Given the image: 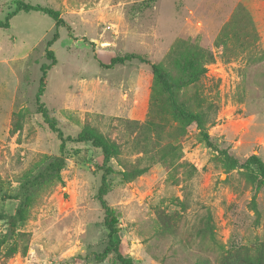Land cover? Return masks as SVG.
Wrapping results in <instances>:
<instances>
[{"label": "rangeland", "instance_id": "rangeland-1", "mask_svg": "<svg viewBox=\"0 0 264 264\" xmlns=\"http://www.w3.org/2000/svg\"><path fill=\"white\" fill-rule=\"evenodd\" d=\"M15 1L0 0L1 19ZM22 1L57 10L63 24L20 11L0 28V240L6 217L24 198L21 183L60 155L35 99L46 64L41 100L64 135L89 125L121 143L105 199L118 219L114 239L124 257L136 264H264V181L246 161L257 155L264 162V0ZM237 3L253 19L260 53L248 38L240 47L230 34L227 49L219 40ZM54 33L52 63L45 49ZM180 40L210 53L204 76L180 91V102L205 112L211 144L193 123L175 138L177 122L149 64L134 58L109 65L132 54L170 66ZM127 120L164 124L162 136L178 145L172 163L122 175L124 164L150 163L136 150L142 135ZM165 140L158 137V147ZM62 155L61 180L42 184L19 227L29 233L27 252L8 254L9 240L0 244V264H117L113 254L100 258L109 239L97 199L100 149L67 143Z\"/></svg>", "mask_w": 264, "mask_h": 264}, {"label": "trees", "instance_id": "trees-1", "mask_svg": "<svg viewBox=\"0 0 264 264\" xmlns=\"http://www.w3.org/2000/svg\"><path fill=\"white\" fill-rule=\"evenodd\" d=\"M24 11H39L49 17H51L56 26L63 24V20L57 10L49 7L33 5L22 0L15 1V7L12 12L8 13L4 19L0 18V28L9 27V19L17 12ZM233 29V30H232ZM230 34L237 38V43L240 47L245 43V39H251L252 48L255 52L260 50L257 48L258 34L253 22V19L241 3H237L233 9L230 19L223 25L218 37L222 44L225 45L226 40L230 39ZM57 37V33H54L53 37L47 41L46 44V58L55 61L54 53L49 47ZM253 41V42H252ZM185 41L180 40L176 43L174 49L171 65L167 66L161 62H148L146 59L127 54L124 56H116L110 59L109 65L116 62L130 61L137 58L141 62L147 63L151 67L153 75L154 87L164 96V101L171 118L177 122V126L173 128L175 132V138L178 135H182L185 131V127L188 124H195L196 129L199 132L201 139L207 144L210 143L209 133L207 129V117L203 110L195 111L189 109L182 102H180V91L188 85H194L200 81L206 72L205 62L209 60V52H201V48L194 47L192 45L184 46ZM262 56V55H261ZM50 65H41V77L39 80L38 89L35 95L38 111L41 114L44 122L49 129L57 134L59 139V151L60 155L53 158L46 166L44 172H40L34 175L31 179H25L21 183V189L24 192V198L20 200L19 205L14 214L7 216L8 220V232L4 238L0 240L1 245H5L9 240H12L8 247V254L12 255L17 252L24 254L28 250L29 233L20 230V225L26 219V213L28 207L32 204L35 193L40 190V187L46 181L50 179L60 178V170L64 167L65 158L62 153L65 150L67 143H82L89 142L92 146L100 149L102 154V163L99 169L102 171L101 183L97 192V199L104 212V225L108 229V243L101 253L100 258L104 259L109 254H113V261L117 264H136L129 258L124 257L118 251V242L114 239V236L120 231V227L117 224V217L114 210L108 206L105 196L110 190L109 177L115 172L111 165V160L119 159L122 151L121 143L116 139L102 133L97 128L86 125L75 136L64 135L63 131L58 127L56 119L50 114V111L41 100L46 85H47V71ZM132 125L131 131L135 132L139 130L138 135H142L143 144L140 145V149H136L138 152H147L148 164L143 167H139L134 163L131 166L123 165L124 169L120 173L124 176H137L146 172L154 162H161L163 164H171L174 160V152L178 145L174 143V137L169 135L168 139L162 136L165 132L164 124L157 123L153 120L145 121L142 125L137 120H127ZM169 133V132H168ZM138 137V136H137ZM165 140L160 147L156 140ZM152 143V144H151ZM161 143V142H160ZM225 158L229 161L234 159L230 155H225ZM140 160V157L136 159ZM247 163L254 165L257 170L260 180L264 181V162L257 156L251 155L246 160ZM195 170V167H192ZM5 218L0 213V219Z\"/></svg>", "mask_w": 264, "mask_h": 264}]
</instances>
